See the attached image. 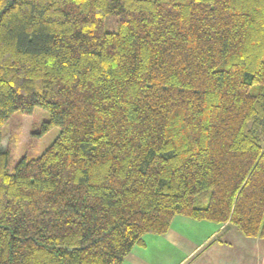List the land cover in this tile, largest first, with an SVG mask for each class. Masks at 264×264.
<instances>
[{
    "label": "trees",
    "instance_id": "obj_1",
    "mask_svg": "<svg viewBox=\"0 0 264 264\" xmlns=\"http://www.w3.org/2000/svg\"><path fill=\"white\" fill-rule=\"evenodd\" d=\"M176 215L264 239V0H0V264H123Z\"/></svg>",
    "mask_w": 264,
    "mask_h": 264
},
{
    "label": "rangeland",
    "instance_id": "obj_2",
    "mask_svg": "<svg viewBox=\"0 0 264 264\" xmlns=\"http://www.w3.org/2000/svg\"><path fill=\"white\" fill-rule=\"evenodd\" d=\"M114 20L111 21L113 23ZM49 118V113L41 108H36L32 114H26L22 112H15L7 121L3 127V148L9 149L13 162L23 155H39L46 148L53 143V141L58 137L60 133V128L57 126L52 127L47 132L39 134L38 131L41 129L43 121ZM12 161V160H11ZM206 221V220H201ZM196 222L195 224H193ZM200 220H196L187 215H176L173 218L172 226L177 232L185 229L187 234H172L169 233L166 240L158 239L155 234L150 235L146 238L147 247L135 246L131 252L132 254L126 257L124 264H193V260L197 257L203 255L207 247V243L202 241L200 248L191 256L189 251H193L194 247L199 243L198 241L205 235H209L212 231L219 230L220 223L214 222L209 224L201 225ZM217 224V225H216ZM215 226V227H212ZM219 228H218V227ZM191 231L192 234H189ZM171 232V231H170ZM237 234L244 236L247 240H253L241 233L239 229L232 226V231L226 227L225 231H220L217 236H215V241L223 239L228 242V239H234L233 237ZM238 235V236H239ZM223 240H219L222 241ZM198 242V243H197ZM248 242V243H247ZM252 241H245L236 251L231 253L225 260L224 264H237L236 262L243 258V262L247 261L249 264H260L251 254L255 253V245L251 243ZM199 245V244H198ZM236 247V248H237ZM240 255V257H239ZM148 256V257H147ZM144 257H147L143 260ZM224 258V257H223Z\"/></svg>",
    "mask_w": 264,
    "mask_h": 264
},
{
    "label": "crops",
    "instance_id": "obj_3",
    "mask_svg": "<svg viewBox=\"0 0 264 264\" xmlns=\"http://www.w3.org/2000/svg\"><path fill=\"white\" fill-rule=\"evenodd\" d=\"M200 222L202 223L201 225H204V224L210 225L211 223H214L215 221H207L206 220V221L202 222L200 220ZM195 223L196 222H194L193 224H195ZM220 226H221L220 228L217 226L219 228V230L216 229V231H212L211 233H209V235L203 236V238L198 241L199 243L197 242L199 245L197 244L196 247H194L193 251L190 250L188 252L189 253L188 256H191L200 248L202 241L205 242V244L207 243V247H206L205 251H203V255L200 257H197L195 260H193V264H224L222 262H224L225 260H229L228 256L231 253H233L234 251H236L237 254L242 255L241 253L238 252V248L241 245H243V247H244L245 244H242V243H244L245 241H252L251 243H253V245H255V248H254V250L256 249L255 253L251 254L249 252L251 257H254L255 261L257 260L258 262H260V264H264V239L259 238V237H254L253 240H247L244 236L237 234V236L233 237L234 239H228L227 240L228 242H226L223 239H219V240H223V242L219 241V240L215 241V238H216L215 236H217V234H219L220 231H225L227 226L230 229V231H232V226L229 224H220ZM212 227H215V226H212ZM169 233H172L173 235L178 234L179 237H183V236H180L181 234H183V235L187 234L185 232V229L181 230L180 232H177L175 230V228L172 226V222H171L170 228L166 233L155 234V237L159 236L158 239L166 240L168 235H170ZM189 234H192L191 231L189 232ZM150 235H152V233L147 234L146 237H149ZM249 238H253V237H249ZM145 241H146V238H145ZM237 246H239V247H237ZM145 247H147V243H146ZM131 254H132V252H131ZM130 255H129V257H130ZM240 255H239V257H240ZM147 257H144L143 260ZM125 260H126V258H125ZM125 260H124V262H125ZM124 262H123V264H124ZM236 263L237 264H249L248 261H247V263L243 262V258L241 260L239 259Z\"/></svg>",
    "mask_w": 264,
    "mask_h": 264
}]
</instances>
